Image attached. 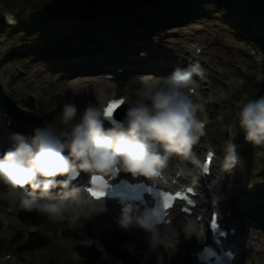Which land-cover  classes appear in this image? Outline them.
I'll return each mask as SVG.
<instances>
[{
  "label": "rangeland",
  "instance_id": "rangeland-1",
  "mask_svg": "<svg viewBox=\"0 0 264 264\" xmlns=\"http://www.w3.org/2000/svg\"><path fill=\"white\" fill-rule=\"evenodd\" d=\"M6 1L0 0V21L4 15L8 16V12L20 21L26 19L27 13L21 12L26 11V3L11 4ZM136 1L139 0L112 1L107 13H103V15H113L114 9L120 8L123 9L122 13L126 12L125 16L129 12L126 10V6H133ZM28 3L31 4V7L39 9L37 12L32 11L28 16L29 25L40 24L44 14H54L58 12V9H63L65 18L62 22L70 25L75 24L76 30L81 31L84 25L80 24L83 21L79 19L78 14H75L78 13L76 9H79V12L87 13L84 15L87 19H84V22L88 24L89 30L94 34L96 32L94 12L98 0H30ZM218 26L207 21H198L158 33L161 35V39L158 43H152V55L137 62L138 65L131 68L136 71L129 73L130 76H127V79L118 76L110 82L100 81L101 76L91 73H77L72 72V69L69 70L74 67H87L86 63L98 64L101 58H91L87 61L83 60V57H74L73 59H77L76 64H66L65 62L69 60L65 62H62L61 59L46 60L49 55L44 54L45 48H50L58 36V39H62L61 32L53 31L54 25L47 28L48 38H45L49 39L48 41L34 33L18 35L19 33L13 32L14 34L11 36L0 30V89H4L6 96L8 95L19 111H29L28 114L35 119L33 121L35 129L47 127L60 131L65 127L61 118L64 104L74 103L80 117L88 104H97V97L128 96L135 100L141 90L150 85L161 83L163 78L168 77L166 73L164 74L165 70H168L166 66H174L170 68V71L168 70L171 74L182 63L179 62L183 60L184 54L189 51L191 45L202 46L203 54L195 62L204 69L206 81L205 86L203 85L204 89L200 91L202 100L200 96L199 99L205 103L207 99L214 103L200 108L197 116L199 119L202 116L212 118L213 123L205 129V135L200 138L199 142L193 145L192 152L200 162L201 156L207 148L204 140L211 142L209 146L215 149L219 163L215 176L220 180L217 194L211 196L219 195L221 207L224 211H231L233 220L255 243L254 252L258 250L255 256V259L256 257L258 259L256 264H262L264 236L257 234L248 223H244L243 216L251 213L248 211V205L255 195L260 196L259 203H264V179L257 177V173L251 174V178H248L239 169L242 164L240 154L247 152L249 147L245 144L243 131L239 129L240 127L237 128L239 124L237 105L241 101L259 98L263 94L264 65L258 53L252 49L255 44L252 43L251 48L241 40L243 36L234 37L226 33L227 31H224L223 27ZM252 29L255 28L252 27L250 30ZM32 45L35 47L33 49L37 51L32 55L25 53V50ZM114 45L119 46V43ZM121 45L123 46V44ZM120 46L119 48H121ZM152 58L154 59L152 60ZM160 58H164L161 59L164 64L158 65L157 62ZM65 64L70 68L63 69ZM194 81L196 83L195 79ZM251 87L254 88L251 89ZM191 99L195 104V98L191 97ZM217 120L225 125L216 126L218 125ZM222 134H224V140H220ZM229 139L236 145L238 162L230 170L232 174L227 173V175L221 168V160ZM174 156L181 158L177 155ZM182 164L185 171L191 170L193 177L198 176V164L183 158ZM211 196L209 195V197ZM0 215H2L0 264H25V262L27 264H116V261H119L120 264H157L149 257H153L157 262L158 256L163 257V264L184 262L182 257H172L170 250L153 255L145 252L143 254L148 258L134 259L122 253L115 246H104L99 243L104 252L112 258L111 261L103 260L102 252L97 245L86 247L79 243L87 238L80 240L77 231L70 224L54 223L47 216L48 222L42 224L35 222L32 216H36L37 212L21 210L18 206L11 214L0 213ZM253 215L257 216L255 213Z\"/></svg>",
  "mask_w": 264,
  "mask_h": 264
},
{
  "label": "clouds",
  "instance_id": "clouds-1",
  "mask_svg": "<svg viewBox=\"0 0 264 264\" xmlns=\"http://www.w3.org/2000/svg\"><path fill=\"white\" fill-rule=\"evenodd\" d=\"M6 20L11 25L17 23L12 15ZM194 76L204 78V69L199 63L187 68L176 67L161 83L141 90L135 100L122 97L128 105L125 120L116 122L110 129L104 128V120L111 117L105 115V101L100 97L97 104L84 108L79 119L77 106L64 104L63 130L37 128L31 143L18 135L15 148L0 157V184L7 187V197L21 210L62 221L73 213V201L83 198L78 195V189L68 190L67 181L58 182L57 176L79 170L92 177L115 179L118 173L124 172L153 179L161 175L173 155L199 164L192 147L205 135V122L197 116L201 106L194 104L187 92L195 84ZM237 107L244 139L254 145H264V95L241 101ZM237 162L236 145L229 139L221 168L230 171ZM203 171L207 174L208 168L203 166ZM58 184L67 191L60 194L61 198L49 201L47 197ZM26 187L30 190L24 191ZM118 223L125 229L136 225L151 233V245L157 246L154 245L157 209L145 206L141 211L134 204H125ZM79 243L86 247L97 245L102 259L111 261L99 241L84 239ZM127 250L134 251L132 246ZM157 264H163V257L158 256Z\"/></svg>",
  "mask_w": 264,
  "mask_h": 264
},
{
  "label": "trees",
  "instance_id": "trees-1",
  "mask_svg": "<svg viewBox=\"0 0 264 264\" xmlns=\"http://www.w3.org/2000/svg\"><path fill=\"white\" fill-rule=\"evenodd\" d=\"M109 7L110 2L107 1L98 0V4H95V18L99 19L97 23L99 33H103L108 42L122 41L129 36L139 38L142 36V31L155 25L157 22L155 16L167 17L173 15L174 18L177 17L174 14L178 11L185 14L186 16L184 17L212 19L213 22L219 21V23L227 24L230 31H233V34L237 36L245 34L244 37L249 42L256 44L254 46L255 52L260 55L262 62H264V0H161L160 3L148 8L141 9L138 6H134L129 12L128 18H126L133 20V23L129 26H123L120 20V23L118 20L110 22L102 20L101 17L107 13ZM215 8H220V11L216 12ZM25 13H27L26 17L28 18L30 12L25 11ZM103 13L105 14L103 15ZM64 16V10L58 9V12L54 14L43 15L42 22L33 25H29L27 18L20 21L13 16L17 23L15 25L7 23V29H12V32L13 30L14 32L24 31L26 34L34 33L39 36H45L50 25H54L56 29L65 27L62 22L65 18ZM178 18L181 17L178 16ZM242 20L246 22L243 21L242 23ZM249 27H255L254 35L249 33ZM57 44V46L61 47L67 43L64 41L61 46L59 45L60 43ZM246 155L244 157L246 161L243 164L244 169L249 173L258 170L260 175L262 174L264 177V145H258L255 151H251L250 154Z\"/></svg>",
  "mask_w": 264,
  "mask_h": 264
},
{
  "label": "bare ground",
  "instance_id": "bare-ground-1",
  "mask_svg": "<svg viewBox=\"0 0 264 264\" xmlns=\"http://www.w3.org/2000/svg\"><path fill=\"white\" fill-rule=\"evenodd\" d=\"M0 96H3V94H1ZM107 99L108 98H106L105 102L107 101ZM28 112L29 111H26V110L22 112L23 113L22 115L24 118L29 117L27 116ZM77 119H79V115H77ZM14 138L15 137L11 133H4L3 137H1L2 141L0 140V157H2L5 152L11 149H14L15 145L17 144V139H15L14 141H11L12 145L10 144V140ZM171 164H173V159L171 161V158H169L166 168H171ZM164 170L165 168L162 169L161 172L162 173L165 172ZM165 176L167 175L165 174ZM7 191H8L7 187L0 184V195L3 196V197H0V208H1L0 213H3L4 215L10 214V212L7 211V208L5 207V205L6 206L15 205L14 201H12L10 198L7 197ZM47 199L49 201H52V200H56L57 198L48 197ZM73 207H74L73 213L66 216L67 219L65 222L68 224L70 222H73L72 225L74 226V229L77 231V235L80 240H82L83 238H87V239L96 241L97 240L96 233L106 234L109 236L101 237L99 240L100 244L104 246H107V245L115 246L116 248L120 249L122 253L127 254L131 258H134V259L141 258V257L148 258V256H145V254H143L139 250V246H136V243H134V239L137 238V244L139 241L144 244V247H143V249L145 250L144 252H148L152 254L157 253L156 251L158 250V248L152 247L151 239H147L144 233L140 231V228H136L134 231L130 232V230L117 226V223H116L117 221H113V219H109L108 217L109 214L107 213V211L100 207H96L95 209H88L83 204H81L80 201L79 202L73 201ZM32 217H33V221L41 223V224L48 222L46 220V216L41 215L39 213H37L36 216H32ZM0 220L2 219L0 218ZM103 222H104V228L103 229L99 228L97 225ZM10 223H12L11 220H10ZM196 227L197 226L192 225V226H189V230H184L186 228L185 226V228L182 230V226H180L178 229H175L174 231H171L169 233L164 231L163 233H166V236L163 238L165 240H169L170 238L172 239L173 235H171V233L173 232L175 233L178 231V233H180L181 235L180 237L184 238L185 240V242L184 243L182 242L181 245L182 246L185 244L189 245L190 243H193L198 239L195 233ZM128 246L133 247L134 251L132 253H130L127 250ZM149 258H151L154 263H157L153 257H149ZM184 262L190 263V261L187 259H185ZM184 262L180 264H185Z\"/></svg>",
  "mask_w": 264,
  "mask_h": 264
},
{
  "label": "snow or ice",
  "instance_id": "snow-or-ice-1",
  "mask_svg": "<svg viewBox=\"0 0 264 264\" xmlns=\"http://www.w3.org/2000/svg\"><path fill=\"white\" fill-rule=\"evenodd\" d=\"M123 104H124V102L121 99H116V100L111 101L105 109V115L107 117H112V115L116 112V110L119 109L121 107V105H123ZM205 166L207 169L208 168L207 165H205ZM92 182L98 183L99 187H101V188L107 187V184L104 181V178L101 176H93ZM189 191H191V190L189 189ZM91 195L94 198H101V197L105 196L106 193L104 191H92ZM157 195L163 197L162 207L164 209H167L168 207H170L171 206L170 201H172L175 198L172 195H165L164 193H158ZM158 215H159V212H158Z\"/></svg>",
  "mask_w": 264,
  "mask_h": 264
},
{
  "label": "water",
  "instance_id": "water-1",
  "mask_svg": "<svg viewBox=\"0 0 264 264\" xmlns=\"http://www.w3.org/2000/svg\"><path fill=\"white\" fill-rule=\"evenodd\" d=\"M10 2H17V1H29V0H9ZM5 109H7L8 111H11V113H13V115H15L17 117V112L16 110L13 108V106L11 105V103L9 102L8 105L4 106Z\"/></svg>",
  "mask_w": 264,
  "mask_h": 264
}]
</instances>
